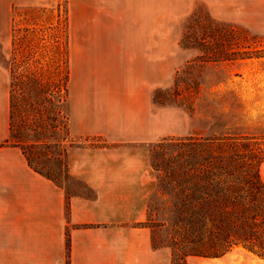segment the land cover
Segmentation results:
<instances>
[{
  "label": "rangeland",
  "instance_id": "1",
  "mask_svg": "<svg viewBox=\"0 0 264 264\" xmlns=\"http://www.w3.org/2000/svg\"><path fill=\"white\" fill-rule=\"evenodd\" d=\"M169 2L182 7L191 3V9L181 19L178 29L172 30L177 35L180 53L167 58L166 84L152 94L164 136L152 142L130 143L77 133L71 126V92L78 114L83 109L80 102L87 95L112 96L117 89L81 87V79L102 78L94 73L80 76L79 72H74L71 84L70 65L69 99L67 104L60 105L62 115L69 118L68 135L56 136L59 141L64 136V150L61 146L51 147L48 152L38 149L43 157L38 163L33 161L36 169L67 197L94 199L99 193L103 201L112 208L117 207L118 264H171L173 239L177 237L174 205L179 191L176 184L166 183L162 165L166 159L174 158L177 140L189 136L264 135V59L194 65L192 78L200 88L192 100L191 112L154 100L155 94L163 97L166 89L173 87L177 82L175 74L186 61L199 55L197 50L180 45L185 26L198 19L231 23L263 43L264 0H167ZM67 19V0H0V148L13 147L5 143L9 134V66L13 38L23 37L25 30L36 29L38 34L46 36L52 53L56 42L62 47ZM193 30L195 34L200 33L197 26ZM113 103L111 111H116L120 104ZM59 122L62 124L63 119ZM260 173L264 182V165ZM187 264H264V260L234 248L219 258L188 257Z\"/></svg>",
  "mask_w": 264,
  "mask_h": 264
},
{
  "label": "crops",
  "instance_id": "2",
  "mask_svg": "<svg viewBox=\"0 0 264 264\" xmlns=\"http://www.w3.org/2000/svg\"><path fill=\"white\" fill-rule=\"evenodd\" d=\"M67 5L71 84L74 72L94 73L102 78L81 79L80 86L117 89L112 96L87 95L78 114L71 92L72 128L130 143L164 136L152 94L166 84L167 58L180 53L172 30L191 3L67 0ZM114 100L120 106L111 111ZM96 195L67 197L28 166L19 148H0V264H118V209Z\"/></svg>",
  "mask_w": 264,
  "mask_h": 264
},
{
  "label": "trees",
  "instance_id": "3",
  "mask_svg": "<svg viewBox=\"0 0 264 264\" xmlns=\"http://www.w3.org/2000/svg\"><path fill=\"white\" fill-rule=\"evenodd\" d=\"M59 19V17H57ZM199 27L195 34L193 28ZM67 33L62 47L52 53L45 35L25 30L13 38L9 66L8 138L5 143L20 149L28 166L51 147L64 150L68 116L70 49ZM180 45L195 49L198 56L176 72V83L155 102L188 112L199 92L192 78L194 65L264 59V42L231 23L210 19L193 20L185 26ZM178 83L181 85L179 88ZM63 119L60 124L59 120ZM64 136L59 141L56 136ZM176 154L162 165L167 184H176L179 196L174 205L177 237L173 239L171 264H187L188 257L219 258L234 248L264 260V135L189 136L176 141Z\"/></svg>",
  "mask_w": 264,
  "mask_h": 264
}]
</instances>
